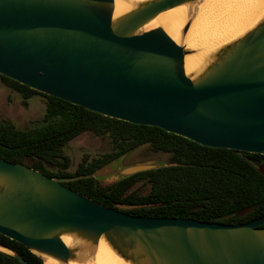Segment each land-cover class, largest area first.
Wrapping results in <instances>:
<instances>
[{
	"label": "water",
	"instance_id": "water-1",
	"mask_svg": "<svg viewBox=\"0 0 264 264\" xmlns=\"http://www.w3.org/2000/svg\"><path fill=\"white\" fill-rule=\"evenodd\" d=\"M123 1L130 9L115 17V0H0V75L104 117L264 156V14L227 42L192 48L184 37L202 0ZM181 6L194 11L177 43L148 28ZM187 56L201 58L192 72ZM121 158L74 178L0 159V235L59 264L82 263L100 242L124 264H264V217L228 225L130 216L122 211L143 206L108 208L64 185L175 165L118 167Z\"/></svg>",
	"mask_w": 264,
	"mask_h": 264
},
{
	"label": "trees",
	"instance_id": "trees-1",
	"mask_svg": "<svg viewBox=\"0 0 264 264\" xmlns=\"http://www.w3.org/2000/svg\"><path fill=\"white\" fill-rule=\"evenodd\" d=\"M1 82L27 107L34 96L44 99V113L32 128L19 129L0 120V159L20 163L49 178L90 176L142 146L165 157L170 167L137 173L103 185L92 177L64 185L108 208L141 205L122 211L147 218L191 219L205 223L244 224L264 217V156L200 146L156 127L104 117L47 96L0 75ZM108 140L110 151L84 155L71 170L67 144L83 133ZM0 246L28 264L42 258L0 235ZM0 264H22L0 252Z\"/></svg>",
	"mask_w": 264,
	"mask_h": 264
},
{
	"label": "bare ground",
	"instance_id": "bare-ground-1",
	"mask_svg": "<svg viewBox=\"0 0 264 264\" xmlns=\"http://www.w3.org/2000/svg\"><path fill=\"white\" fill-rule=\"evenodd\" d=\"M136 1V0H131ZM130 9L127 2L115 0L114 16L117 17ZM195 16L184 37V45L192 48H207L227 42L238 36L254 24L264 14V0H202L195 7ZM194 8L181 6L158 15L150 28L161 27L176 43L179 31L187 16ZM201 62L198 56L185 58L186 72L196 70ZM69 244L68 239H63ZM45 264H59L44 257ZM68 264H124L103 243L100 242L94 252L82 263Z\"/></svg>",
	"mask_w": 264,
	"mask_h": 264
},
{
	"label": "rangeland",
	"instance_id": "rangeland-1",
	"mask_svg": "<svg viewBox=\"0 0 264 264\" xmlns=\"http://www.w3.org/2000/svg\"><path fill=\"white\" fill-rule=\"evenodd\" d=\"M44 108V99L40 96L31 98L27 107L22 106L19 95L6 87L0 80V120L10 122L19 129L32 128L42 117ZM109 151L107 139L96 137L88 132L76 137L64 148V153L71 160V170L76 167L84 155L97 157ZM143 162H165V157L155 155L148 150L147 146H142L123 156L118 160L117 166L124 167ZM98 181L105 185L114 182L115 178H104ZM0 251L3 252L1 249ZM42 260L45 264L44 258Z\"/></svg>",
	"mask_w": 264,
	"mask_h": 264
}]
</instances>
